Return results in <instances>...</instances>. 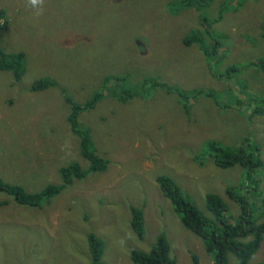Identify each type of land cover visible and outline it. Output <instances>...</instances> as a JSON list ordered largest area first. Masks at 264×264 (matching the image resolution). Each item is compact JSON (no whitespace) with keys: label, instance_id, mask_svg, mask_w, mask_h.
<instances>
[{"label":"rangeland","instance_id":"1","mask_svg":"<svg viewBox=\"0 0 264 264\" xmlns=\"http://www.w3.org/2000/svg\"><path fill=\"white\" fill-rule=\"evenodd\" d=\"M171 1L44 0L43 15L35 18L26 0H0L7 20L0 48L25 55L19 81L0 71V177L6 183L34 193L60 184L58 169L72 161L87 169L64 97L85 102L105 76H128L133 86L151 77L215 93L214 99H189L188 115L175 93L159 88L126 103L106 96L82 112L79 122L90 128L108 169L74 181L41 208L16 205L0 192V202H7L0 204V264H90L89 233L103 241L105 264H133L130 251L148 252L160 233L176 264H193L192 253L198 264H214L155 180L171 178L205 217L213 218L205 207L209 193L225 202L228 217H237L239 207L226 188L244 194L245 172L239 165L215 166L208 142L227 150L256 146L264 197V112L254 111H264V63L257 64L264 55V0H212L207 17L226 10L211 25V36L193 9L171 13ZM198 29L209 49H216V77L199 46L185 44ZM43 78L53 86L31 92L32 83ZM253 197L250 191L252 214L264 223ZM130 207L143 212L141 240L130 229ZM249 263H264V239ZM228 264H238L233 254Z\"/></svg>","mask_w":264,"mask_h":264},{"label":"trees","instance_id":"2","mask_svg":"<svg viewBox=\"0 0 264 264\" xmlns=\"http://www.w3.org/2000/svg\"><path fill=\"white\" fill-rule=\"evenodd\" d=\"M212 0H174L167 4V8L173 14H178L186 9H193L197 12L199 24L203 27L204 33L211 36V25L217 23L223 12L210 18L204 13L205 8ZM222 11V10H221ZM0 30L5 29L7 20L5 11L0 9ZM196 43L200 51L207 58L208 71L213 76V60L216 58L215 47L210 48L204 43L202 32L198 29L192 31L185 39V44ZM264 63V55L257 64ZM25 55L19 53H6L0 48V71H10L15 81H19L25 72ZM235 67L229 68L234 70ZM113 82V84H111ZM53 86V82L47 78L36 80L30 87L31 92L42 91ZM159 88L168 93H175L183 113L188 115V100L197 95H204L214 99L213 91L201 89L183 90L175 85L166 84L158 79L143 77L138 81L137 86L130 85L128 76H105L102 84L85 102L77 103L71 97L65 96V102L69 105L67 123L74 136L78 139L79 155L84 159L88 167L83 169L78 162H70L66 166L58 169L61 183L48 185L39 192H27L19 185L6 183L0 177V192L12 197V202L19 206L30 208H41L48 204L50 200L57 196L65 187L73 184L74 181L84 179L89 173H104L108 169L109 161L97 154L94 146L90 128L79 122V115L88 110H92L98 102L106 96L126 103L138 97L145 99L151 91ZM256 114H263V110L255 108ZM208 151L214 165L218 168H229L239 165L245 172V193L241 194L236 187L226 188V196L239 207V214L232 218L227 216V205L217 195L209 193L205 196V207L213 218L205 217L198 208L183 194L180 187L169 177L161 175L156 177V183L163 197H165L173 207L174 212L179 216L184 229L198 237L207 254L212 256L214 264H228V255L233 254L238 264H250L252 257L259 250L264 239V223L257 222L252 214L251 204L248 200V193L255 198L256 206L264 214V197L259 191V180L256 178L262 167L259 159V149L256 146H240L235 150L217 148L215 142H208ZM241 187H244L243 185ZM7 204L6 201L0 202ZM131 220L130 229L138 239H143L145 228L143 212L140 208L130 207ZM90 264H105L102 261L104 243L93 233L86 237ZM130 260L133 264H176L174 258L170 256V245L164 233L156 236L154 244L148 252L137 250L130 251ZM193 264H198L195 254H191ZM264 264V263H259Z\"/></svg>","mask_w":264,"mask_h":264},{"label":"clouds","instance_id":"3","mask_svg":"<svg viewBox=\"0 0 264 264\" xmlns=\"http://www.w3.org/2000/svg\"><path fill=\"white\" fill-rule=\"evenodd\" d=\"M26 7L32 10V15L39 18L43 15L44 0H26Z\"/></svg>","mask_w":264,"mask_h":264}]
</instances>
